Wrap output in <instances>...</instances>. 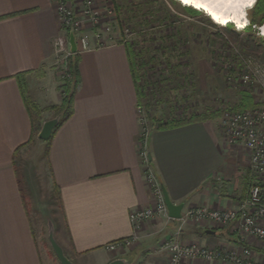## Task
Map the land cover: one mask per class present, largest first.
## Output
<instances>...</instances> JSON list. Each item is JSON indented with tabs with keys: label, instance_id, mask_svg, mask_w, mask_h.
<instances>
[{
	"label": "crops",
	"instance_id": "crops-1",
	"mask_svg": "<svg viewBox=\"0 0 264 264\" xmlns=\"http://www.w3.org/2000/svg\"><path fill=\"white\" fill-rule=\"evenodd\" d=\"M62 34L55 0H0V264H51L40 246L49 215L56 241L75 264H106L117 257L129 264H169L155 245L178 228L175 219L143 223L140 240L128 251L106 248L131 235V210L156 204L138 156V86L124 43L94 47L92 38V48L78 52L72 116L49 143L37 135L30 141L33 123L19 76L41 108L60 104L61 62L53 40ZM52 113L42 112L40 128ZM147 150L150 169L170 201L183 204L181 211L234 209L247 194V151L226 144L217 119L153 126ZM231 229L205 219L183 226L180 239L232 249L239 237ZM244 244L264 264L263 242L246 237ZM180 264L232 263L183 258Z\"/></svg>",
	"mask_w": 264,
	"mask_h": 264
},
{
	"label": "rangeland",
	"instance_id": "rangeland-1",
	"mask_svg": "<svg viewBox=\"0 0 264 264\" xmlns=\"http://www.w3.org/2000/svg\"><path fill=\"white\" fill-rule=\"evenodd\" d=\"M258 1L260 8L249 11L251 19L264 15V0ZM72 5L79 10V1L73 0ZM94 7L109 19L111 31L104 35L129 49L137 79L138 108L149 130L159 121L199 114L211 115L208 119L218 123L224 112L240 110L243 94L250 95L255 105L247 109L264 104L261 88L241 80L243 59L264 67V38L255 28L220 27L202 12H186L175 0H94ZM83 30L93 36L88 23ZM66 66L69 72L68 60ZM58 70L63 84L67 79L64 64L60 63ZM53 117L50 114V119ZM248 171L251 181L247 189L258 180L250 166ZM49 224L54 234L53 215L43 227L40 246L47 249L51 264H60L48 241Z\"/></svg>",
	"mask_w": 264,
	"mask_h": 264
},
{
	"label": "built area",
	"instance_id": "built-area-1",
	"mask_svg": "<svg viewBox=\"0 0 264 264\" xmlns=\"http://www.w3.org/2000/svg\"><path fill=\"white\" fill-rule=\"evenodd\" d=\"M76 1L80 2L79 10L72 5L73 0H55L59 25L64 34L55 37L53 48L58 61L64 64L67 78L69 77L66 66L67 60L72 54L69 43L70 29L74 30L77 53L92 48V38L95 41L94 47H101L112 41L109 36L104 35L111 31L109 19L102 17L101 13L95 9L94 0ZM85 23H88L93 36L83 30ZM235 29L238 30V27ZM243 64L242 82L258 86L264 93V67L248 59H243ZM138 113L141 124L138 156L145 172L146 182L156 199V204L153 207L130 211L129 219L132 225V233L128 237L108 243L106 248L113 252L128 249L137 243L141 238L143 223L146 221L160 217L167 221L172 220L164 202L162 185L149 167L147 140L150 130L141 114V108H138ZM218 125L227 145L245 148L249 166L258 180L251 184L245 198L234 209L213 210L200 206L189 207L181 211L180 217L175 219L178 222V228L155 245V251L168 256L169 264H180L183 258L219 260L232 264H263L252 259V249L243 245L242 240L244 237L250 236L264 242V104L246 110L226 111L219 118ZM205 219L223 227L231 226L239 237L238 245L229 249L183 243L180 239L183 226L190 222Z\"/></svg>",
	"mask_w": 264,
	"mask_h": 264
},
{
	"label": "trees",
	"instance_id": "trees-1",
	"mask_svg": "<svg viewBox=\"0 0 264 264\" xmlns=\"http://www.w3.org/2000/svg\"><path fill=\"white\" fill-rule=\"evenodd\" d=\"M260 2L257 0L255 4V9H259L260 7L258 6ZM263 6V5H262ZM261 6V7H262ZM184 10L186 12L192 13V14H197L199 11L195 10L194 8L191 7H184ZM250 18V17H249ZM251 25L250 27L260 25L264 23V15L256 20V19H251L250 18ZM231 26V25H229ZM129 50V49H128ZM129 52V51H128ZM130 53V52H129ZM78 63H79V53H72L69 58H68V66H69V77L65 79L64 83L60 85V90L62 93V99L60 104L57 105H52L50 107H47L46 109L41 108L36 102H34L28 95L27 87H26V82L23 78V75L19 76V82H20V90L21 93L24 97L26 107L28 110V113L32 119V135L30 138V141L33 140V138L37 135V132L40 128V122H41V114L44 110H52L54 113V116L60 115V120L56 128L53 130L52 135L56 131V129L70 116L73 114V105H74V96L75 92L77 90V87L80 83V75H79V69H78ZM255 106L252 100V97L248 94H243L242 101L238 108L240 110H245L247 108ZM217 116L213 115V117ZM209 117H212L211 115L207 114H199V115H192L189 118H182V119H171L166 122L159 121L157 124L158 129H168V128H174L177 126L185 125L188 123L192 122H200L208 119ZM51 137L48 139L47 143H49L52 139Z\"/></svg>",
	"mask_w": 264,
	"mask_h": 264
},
{
	"label": "bare ground",
	"instance_id": "bare-ground-1",
	"mask_svg": "<svg viewBox=\"0 0 264 264\" xmlns=\"http://www.w3.org/2000/svg\"><path fill=\"white\" fill-rule=\"evenodd\" d=\"M181 3V0H175ZM257 0H182L189 7L200 10L212 23L220 27L229 24L245 30L251 25L249 11L255 7ZM248 4L242 9V6ZM197 8V9H196ZM242 9V10H240ZM258 35L264 38V23L254 26Z\"/></svg>",
	"mask_w": 264,
	"mask_h": 264
},
{
	"label": "water",
	"instance_id": "water-1",
	"mask_svg": "<svg viewBox=\"0 0 264 264\" xmlns=\"http://www.w3.org/2000/svg\"><path fill=\"white\" fill-rule=\"evenodd\" d=\"M69 43H70V51L72 53H77V43L74 35V30L70 29L69 31ZM60 120V115H56L51 119H46L42 122L41 128L37 134V137L42 140H48L53 130L56 128ZM150 159V154H149ZM162 192L164 197V202L166 204L168 215L172 219H178L181 214V210L183 208V204H174L170 201L168 193L166 189L162 186ZM48 241L52 251L54 252L56 258L58 259L60 264H75L72 260H70L64 253V250L56 241L54 234H53V227L49 224V231H48ZM106 264H129V261L124 257H117L115 259L110 260Z\"/></svg>",
	"mask_w": 264,
	"mask_h": 264
},
{
	"label": "clouds",
	"instance_id": "clouds-1",
	"mask_svg": "<svg viewBox=\"0 0 264 264\" xmlns=\"http://www.w3.org/2000/svg\"><path fill=\"white\" fill-rule=\"evenodd\" d=\"M184 7H189V6H185V5H183ZM197 11H199V10H197ZM199 12H201V11H199ZM229 25H231V24H229Z\"/></svg>",
	"mask_w": 264,
	"mask_h": 264
}]
</instances>
